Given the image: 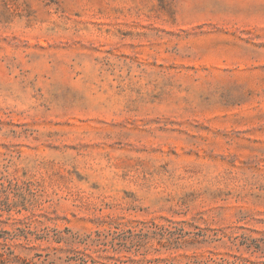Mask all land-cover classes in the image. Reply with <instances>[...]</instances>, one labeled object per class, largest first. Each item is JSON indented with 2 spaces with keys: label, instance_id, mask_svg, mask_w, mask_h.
I'll list each match as a JSON object with an SVG mask.
<instances>
[{
  "label": "rangeland",
  "instance_id": "obj_1",
  "mask_svg": "<svg viewBox=\"0 0 264 264\" xmlns=\"http://www.w3.org/2000/svg\"><path fill=\"white\" fill-rule=\"evenodd\" d=\"M1 184L10 234L155 221L207 241L150 258L264 264V0H0Z\"/></svg>",
  "mask_w": 264,
  "mask_h": 264
},
{
  "label": "trees",
  "instance_id": "obj_2",
  "mask_svg": "<svg viewBox=\"0 0 264 264\" xmlns=\"http://www.w3.org/2000/svg\"><path fill=\"white\" fill-rule=\"evenodd\" d=\"M3 186H0V264H19L23 261V258L18 254H15L8 240L13 238H19L22 236L23 240L27 243H33L36 245L38 240H44L46 242H55L58 244L64 243L65 250L60 247L61 252L66 253L64 261L66 264H106L101 259L103 253L112 251V255L108 256L111 259L115 258L116 254L122 252H129L134 257L132 258V264H228L236 263L229 261L227 258L213 257L212 254L205 258L197 257L193 255L188 257L184 262H177L174 257H148L149 254H160L164 249L170 255L175 253L184 244L190 243H204L206 235L201 230L194 232L189 238H186L189 231H184L183 228H177L176 230H170L164 224H158L155 221H138L135 224L129 225L119 221L101 220L99 224L106 227L102 230H95L94 234H87L81 236L78 232H72L71 229L65 228L59 230L57 228H50L48 226L31 229L29 224L25 227H17L18 231L14 234H10V231L1 227L10 219L13 214L11 212L15 210L16 204L9 200V194L5 191L4 197H2ZM8 214L5 220L1 219L3 214ZM16 213H21L20 209H16ZM31 218V217H29ZM121 218V217H119ZM176 231V232H175ZM94 235V236H93ZM158 236V237H157ZM201 237V239H199ZM157 240V245L149 244L151 240ZM39 245V243H38ZM28 247V250H31ZM87 251H92L100 255L98 258H94ZM164 252V253H165ZM70 253V254H69ZM41 254L36 253V256ZM60 257V256H59ZM120 257V256H118ZM117 260L119 258H116ZM27 264V263H25ZM57 264V263H53ZM116 264V262H115Z\"/></svg>",
  "mask_w": 264,
  "mask_h": 264
}]
</instances>
